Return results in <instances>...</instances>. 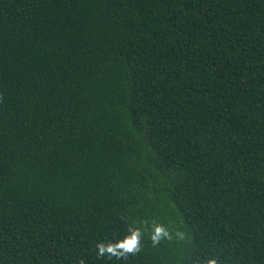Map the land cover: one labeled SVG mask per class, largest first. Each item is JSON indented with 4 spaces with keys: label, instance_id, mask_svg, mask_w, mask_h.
<instances>
[{
    "label": "trees",
    "instance_id": "obj_1",
    "mask_svg": "<svg viewBox=\"0 0 264 264\" xmlns=\"http://www.w3.org/2000/svg\"><path fill=\"white\" fill-rule=\"evenodd\" d=\"M210 260L264 264V0H0V264Z\"/></svg>",
    "mask_w": 264,
    "mask_h": 264
},
{
    "label": "clouds",
    "instance_id": "obj_2",
    "mask_svg": "<svg viewBox=\"0 0 264 264\" xmlns=\"http://www.w3.org/2000/svg\"><path fill=\"white\" fill-rule=\"evenodd\" d=\"M161 229H156V235L153 236L154 241H158L160 238ZM140 243V233L139 231H133L131 234L123 241L118 244L104 246H99L100 254L103 255L105 252L111 253L117 256H123L126 253H133L139 250ZM123 249V251H119ZM206 264H216L215 260L207 261Z\"/></svg>",
    "mask_w": 264,
    "mask_h": 264
}]
</instances>
